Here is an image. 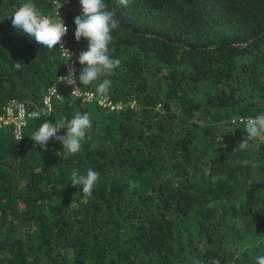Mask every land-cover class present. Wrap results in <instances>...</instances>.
<instances>
[{
    "label": "trees",
    "instance_id": "16d2710c",
    "mask_svg": "<svg viewBox=\"0 0 264 264\" xmlns=\"http://www.w3.org/2000/svg\"><path fill=\"white\" fill-rule=\"evenodd\" d=\"M24 2L0 0V113L13 99L36 111L51 86L59 97L20 137L0 127V264H256L264 137L239 150L247 133L231 120L264 113V0H105L120 65L106 98L101 81L81 89L120 108L70 95L56 45L12 26ZM32 2L53 15L51 0ZM61 3L78 76L80 4ZM76 112L92 121L79 153L65 159L59 141L30 139ZM73 169L99 173L90 197L71 185Z\"/></svg>",
    "mask_w": 264,
    "mask_h": 264
},
{
    "label": "clouds",
    "instance_id": "9594fccd",
    "mask_svg": "<svg viewBox=\"0 0 264 264\" xmlns=\"http://www.w3.org/2000/svg\"><path fill=\"white\" fill-rule=\"evenodd\" d=\"M115 3L127 6L129 0H115ZM79 4L80 15L74 18V38L77 42L81 38L87 40L86 50L80 52L78 56V62L83 67L78 76L76 68L70 67L68 74L61 76L60 81L74 86L72 95L80 90L81 85L88 86L93 82L101 81L96 86V93L106 98L112 84L111 79L108 77L120 65L119 58L113 59L109 54V44L113 40L111 33L118 27L119 21L115 17V11L108 8L105 0H79ZM10 18L14 29L27 34L30 38H34L37 43L48 49L61 44L62 37L68 32V28L61 18L52 19L47 15H43L37 10L32 0H25L11 14ZM61 48L68 54L69 58V51L63 49L62 44ZM17 67H19V64H17ZM39 116L40 113L37 111L30 113L32 119H38ZM241 123L244 125V132L247 135L237 145L239 150H246L250 141L264 137V113L258 114L254 118L242 119ZM10 128L12 130V127ZM91 128L92 121L89 115L76 112L70 120L60 119L54 124L44 122L37 131L32 133L30 139L34 144L43 147L52 139L59 141L62 144V153L66 159L81 151L82 142L86 139ZM61 129H66L65 135H58ZM59 154L57 153V155ZM98 180L99 173L92 169H88L86 175H82L77 169H73L70 175L71 185L74 187L80 186L83 194L89 197L92 195L93 188ZM256 264H264V256L257 257Z\"/></svg>",
    "mask_w": 264,
    "mask_h": 264
},
{
    "label": "built area",
    "instance_id": "2783aa9c",
    "mask_svg": "<svg viewBox=\"0 0 264 264\" xmlns=\"http://www.w3.org/2000/svg\"><path fill=\"white\" fill-rule=\"evenodd\" d=\"M52 3V9H53V15L50 14H43L47 15L52 19H59L61 18L64 22V18L61 15V0H51ZM65 24V23H64ZM66 25V24H65ZM61 44L63 45V49L68 50L70 53V57L68 58V54L65 53L62 48ZM61 44H57V50L61 56V58L65 59V66H64V73L61 76H66L68 74L69 68L74 67L76 68V52L75 50L68 44L67 37L64 35L62 37ZM60 80V78H59ZM64 83V82H62ZM66 87L68 88L70 95L76 99H78L81 103H91L96 101L99 105L102 106H109L110 108L118 107L120 108L121 105H111L110 103H107L105 99L101 98L100 96H97L93 91L81 89L75 94L72 95V92L74 90V86L68 85L64 83ZM77 84L79 85V82L77 80ZM56 97L58 98L56 87L51 86L47 88L43 95V104L40 108H38L36 111H41L43 113L49 114L53 110V104H52V98ZM34 112V111H33ZM32 113V112H31ZM30 117V112L26 109V105L23 102L17 101V100H11L8 102L5 107L4 111L0 113V127L3 126H10L12 127V131L16 138L20 137L22 127L25 125L27 118ZM248 117H236L235 119H232L231 121H240L246 120ZM264 147V144H263Z\"/></svg>",
    "mask_w": 264,
    "mask_h": 264
},
{
    "label": "bare ground",
    "instance_id": "6f19581e",
    "mask_svg": "<svg viewBox=\"0 0 264 264\" xmlns=\"http://www.w3.org/2000/svg\"><path fill=\"white\" fill-rule=\"evenodd\" d=\"M63 61H64V66H65V62H66V60L63 58Z\"/></svg>",
    "mask_w": 264,
    "mask_h": 264
}]
</instances>
